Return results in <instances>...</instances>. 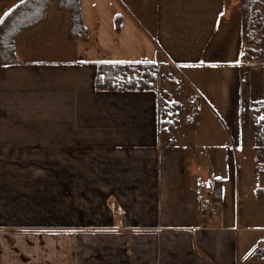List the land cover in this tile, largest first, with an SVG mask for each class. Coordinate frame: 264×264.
Here are the masks:
<instances>
[{"label":"crops","instance_id":"1","mask_svg":"<svg viewBox=\"0 0 264 264\" xmlns=\"http://www.w3.org/2000/svg\"><path fill=\"white\" fill-rule=\"evenodd\" d=\"M22 1L0 0V19ZM79 7L86 38H70V13L55 0L16 39V61L0 64V227L33 204L34 168L47 177L54 162L58 177L82 174L95 194L88 179L97 173L78 164L100 162L107 264H264V224L253 222L264 217V195L242 205L241 187V162L256 155L249 113L264 101V65L242 60L239 2L79 0ZM122 61L169 66L183 127L162 133L156 88H95L98 63ZM215 179L222 199L212 214L204 200ZM16 253L15 239L0 233V264H17Z\"/></svg>","mask_w":264,"mask_h":264},{"label":"rangeland","instance_id":"2","mask_svg":"<svg viewBox=\"0 0 264 264\" xmlns=\"http://www.w3.org/2000/svg\"><path fill=\"white\" fill-rule=\"evenodd\" d=\"M225 2L233 4L237 0ZM172 84H179L177 77L170 71L168 65L158 64L154 88L160 93L161 127L162 123L166 122L173 125L169 127L170 129L166 128L171 134L178 127H183L179 120L182 116L178 112L181 106L173 107V103L179 102L173 100L168 90ZM258 107L260 108L258 119L263 121L264 127V105L255 106ZM165 108L168 110L166 114ZM263 163L264 160L257 161L255 152L249 154L248 161L241 162L242 205L249 196L254 198L260 193L264 195V189L253 190L256 182L262 184L264 181ZM46 164L49 165L48 170L41 173H45L47 177L33 175L38 171L36 168L31 173L34 176L30 180L33 204L28 203L25 210L18 211L10 225L0 227L1 234L15 239L17 245L15 261L17 264H107V182H104L107 179L98 177L100 171L106 169L105 164L100 162L78 164L85 173L87 171L93 173L91 171L94 170V174L97 173V177L88 179L93 182L92 184L96 182L95 194L86 192L88 185L86 188L84 185L87 178L83 177L81 172L79 178L75 175L72 177L71 172L67 170V175L58 177L55 174V163ZM26 186L29 188V184ZM60 188L64 194L60 193ZM78 193L80 194L76 197ZM40 195L43 203L41 210L35 204L36 201L39 202L37 197ZM76 200L77 202H74ZM262 210L264 212V206ZM40 222L46 223L47 226L38 225ZM253 222L264 224V217ZM20 233H42V237L40 241L33 238L30 242L27 235L22 236ZM15 234H19L20 237L14 236Z\"/></svg>","mask_w":264,"mask_h":264},{"label":"trees","instance_id":"3","mask_svg":"<svg viewBox=\"0 0 264 264\" xmlns=\"http://www.w3.org/2000/svg\"><path fill=\"white\" fill-rule=\"evenodd\" d=\"M55 0H24L11 9L0 19V64L16 61V39L28 28L41 23L45 11ZM242 13V60L247 64L264 65V0H237ZM59 9L70 13V38H86L87 31L83 25L79 0H58ZM156 62H99L95 79V88L106 91L149 90L154 88L156 80ZM169 96V95H168ZM170 97V96H169ZM264 105V101L258 104ZM179 103L173 107L179 108ZM259 107H253L249 113V123L254 130L256 140L257 161L264 160V127L259 121ZM168 112L164 109V114ZM199 114L195 113L191 125L198 121ZM162 133L169 134L170 123H162ZM167 128V129H166ZM175 145L171 138L167 147ZM214 199L221 201V180L213 183Z\"/></svg>","mask_w":264,"mask_h":264},{"label":"built area","instance_id":"4","mask_svg":"<svg viewBox=\"0 0 264 264\" xmlns=\"http://www.w3.org/2000/svg\"><path fill=\"white\" fill-rule=\"evenodd\" d=\"M220 201L214 199V191L211 189L208 191V195L204 200V207L208 209L212 214H215L219 207Z\"/></svg>","mask_w":264,"mask_h":264}]
</instances>
